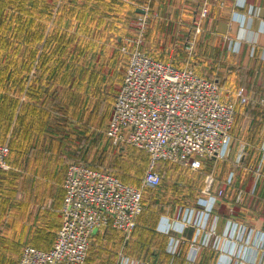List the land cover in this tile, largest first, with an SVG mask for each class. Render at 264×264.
Wrapping results in <instances>:
<instances>
[{
	"label": "crops",
	"instance_id": "crops-1",
	"mask_svg": "<svg viewBox=\"0 0 264 264\" xmlns=\"http://www.w3.org/2000/svg\"><path fill=\"white\" fill-rule=\"evenodd\" d=\"M122 1L124 0H113L112 3L118 5L122 4ZM126 1H130V6L133 7V13H129L128 17L149 15L148 22L151 24L147 34L145 33L146 41H148L145 50L152 52L156 60L171 62V59L175 58L173 63L171 62L175 67L188 68L189 61H185L188 59L184 56H188L189 48L185 45L186 42L183 45L181 42L195 37L192 39L197 46L192 54L191 64L201 68L204 66L202 64L204 60L200 57L207 56L210 60L209 66H214V63L239 66L240 68L234 72V77H231L232 82L244 84L252 99L255 97L259 101H264V0ZM202 5L208 10V17L201 21L202 25L199 24L201 30L197 31L195 20ZM143 6L149 13L140 9ZM158 13L160 17L165 14L172 16L173 13L175 18L183 19V21L179 23L173 19H166L164 23L163 21L154 23L153 20ZM189 19H192V22L188 21ZM124 24L122 23L123 27ZM117 25L121 26L120 23ZM118 30L120 29H115V31ZM124 32L130 39L124 44L119 37L118 42L122 43V50L135 51L138 48L141 51L143 45L141 47L136 45L132 31L128 28V31L124 30ZM163 33L164 40H166V33L174 36H172V43L167 44V50L166 46L163 50L162 46L158 45V40H162ZM171 45H174V50L170 48L173 47ZM107 48L109 50L110 46ZM108 55H106V64L112 65L110 64L106 72H97L99 67L102 65L104 67V64L94 68L92 61H90L92 66L88 63L90 72L84 74L80 81L83 86H80V93H84V97L77 112L68 110L67 118L61 119L57 124L56 121L60 118L51 114L48 117V114L41 111L42 107L39 106L40 110L36 112L38 116L33 121L31 143L39 142V149H41L40 144L44 143L43 149L46 153L34 152L31 162L33 168H36V164L38 165L40 172L37 170L25 172L27 170L25 162L28 160L23 154L18 153L19 147L15 151L11 150L7 162L8 169H0V259L7 264L13 262L15 264L25 246L42 251H49L53 247L57 232L62 226L61 209L64 190L61 185L66 178L68 163L65 162L64 153L57 156L51 155L50 138L55 136L54 134L57 138H61V133H66L67 130L72 132L74 128L88 129L90 133H95L94 130L102 128L107 123L108 116L112 113L111 106L118 83H123L127 68L126 65L119 77L113 65V62H117L115 54L108 53ZM166 56H170V59L165 61L162 57ZM98 61L100 60L96 57L95 65ZM93 72L98 74L96 81L98 87L94 83L90 86L86 84L92 81L91 73ZM75 76L72 75V84ZM68 85L71 86L69 81ZM100 87L101 90H99ZM67 88L68 86H65V97L72 99L73 95L78 94L72 89L67 91ZM68 102L73 103V100ZM249 108L253 109L252 116L249 115L250 111H239L240 115L236 117L234 125L235 131L241 132L238 144L234 146L233 143L235 151L233 154L242 156L240 166H236L234 156V159L227 163L212 160L211 162L215 164H211L212 166L208 168L217 179L213 191L223 190L227 198L216 202L199 236L196 235V229L192 226L183 228L180 233L176 230L174 222L186 210L198 209L197 205L202 198L207 173L182 168L173 163H160L157 171L163 175L162 171L167 166V171L176 177L175 184L163 186L155 192L159 194L158 196L148 192L152 197L146 199L148 211L138 218L137 229L128 239L116 232H108L100 236L96 234V247L103 249L108 247V249L91 252L89 264H97V262L118 264L121 257L142 264H191L188 261L190 246L197 238L200 251L194 264H264V154L262 152L264 106L257 104ZM244 117H249L250 121ZM50 126L55 127L52 129L54 133L50 130ZM65 141L66 139L59 144L61 150L65 148V145H73L75 141L81 154L83 142L78 143L72 138L68 144ZM27 142L26 144L29 143ZM49 143L50 149L46 148V144ZM23 177H27L28 180L24 182ZM230 177L231 180L228 181ZM180 180L187 181V184L179 186ZM25 184L29 186L28 195L23 192L18 194L17 188ZM138 185L135 187H139ZM8 188L10 193L7 192ZM239 191L244 193V201L240 205L235 202ZM165 195L167 197H164ZM172 238L180 240V251L177 254H172L170 251Z\"/></svg>",
	"mask_w": 264,
	"mask_h": 264
},
{
	"label": "built area",
	"instance_id": "built-area-1",
	"mask_svg": "<svg viewBox=\"0 0 264 264\" xmlns=\"http://www.w3.org/2000/svg\"><path fill=\"white\" fill-rule=\"evenodd\" d=\"M203 14L206 16L208 10L203 9ZM136 44L141 46L138 41ZM126 53L129 63L106 135L114 145H131L149 155L141 187L125 184L83 164L70 165L63 183L62 226L53 247L42 251L25 246L18 264H86L91 239L97 233L112 227L126 238L132 235L143 212L144 189L156 188L162 181L163 176L157 171L160 163H177L200 171L204 161L227 163L234 159L236 142L231 133L236 102L242 106L257 105L244 88L235 94L227 92L225 98L217 82L202 78L189 68L156 61L138 48ZM261 103L264 106L263 100ZM9 156V144H0V169H8ZM241 158L235 156L236 166H240ZM215 184L216 178L208 175L198 209L180 214L174 222L176 230L181 233L183 228L192 226L197 236L203 232L216 202L227 198L223 190L213 191ZM243 201L244 193L239 191L235 202ZM197 239L190 246L191 264L200 251ZM170 251L179 253V239H171ZM118 264L142 263L121 257Z\"/></svg>",
	"mask_w": 264,
	"mask_h": 264
},
{
	"label": "rangeland",
	"instance_id": "rangeland-1",
	"mask_svg": "<svg viewBox=\"0 0 264 264\" xmlns=\"http://www.w3.org/2000/svg\"><path fill=\"white\" fill-rule=\"evenodd\" d=\"M44 2H47V7H48L46 9V15H47V12H50L52 14V17H54V15L56 16L58 14V10L60 9L61 13L59 11V16L66 15L68 20L59 21V23L60 22L62 23L55 25L51 17L44 16V17L38 18V20L44 19L46 28L44 29L43 37L38 38L36 42L35 40H32V39L26 40L24 36H22L20 39V36L18 35L17 30H18V26L20 25V19L18 18V10H17L18 8H17V4H15L17 3L16 1L15 3H12L11 6H9L8 8H5L3 12L0 11V97L4 95L10 96L13 99L17 97L18 99H20L21 103H25V104L31 101V97L29 96V94H27L26 91L30 83H32L36 79L37 75L39 74V72L36 69L37 61L34 64H32L30 67L29 66L26 67V66L27 64H29V61L32 63L31 59L29 60V55L32 54V50L33 51L38 50L37 53L39 55V53L41 52V49L45 48L46 46H48L46 50V55H48V59H49V66H47V68H53V69L55 68V70H57L58 68L63 70L65 68L64 69L65 71L68 66L73 65L71 67V70L74 72V70L76 69V74H77L78 70L81 69L79 65L81 64L83 65L84 63V66H85L88 63H90V61H92V63L94 64V68H97L99 64H104V67L102 65L101 67L98 68V70L96 69L97 72H100V71L106 72V70L110 67V64H111V63H109V65L106 64L107 63L106 55H108V53H112V54L114 53L116 60H117L116 63L113 62V65H115L114 70L118 71V75L120 77V73H122L126 65L128 66V63H129V54L126 52H132L133 50L126 49L127 51H123L122 50L123 45L118 44V41L120 40L119 37L122 38V41L124 42V44H126L125 42L129 41L130 38L128 37L127 33L124 32V30L128 31V28H129V30L132 31L131 33L133 34L132 37L134 41L136 42L138 41V45L140 43L143 44V53L146 55H149L152 59L156 60L152 56L153 55L152 52H148L149 50H145V46H147V43H148V41H146L147 40L146 34L151 24L148 22L149 15L139 16V17H133V15H130V17H128L127 15L129 13H133V7L130 6L131 4L130 1L128 2L124 0L121 2L122 4L114 5L112 3L113 0H87L85 2L82 0H57V1L46 0V1H40L41 7L44 6L43 4ZM86 2L89 5L90 9H93L94 6H98L93 9V18L91 20H89L87 17V15H89L88 13L89 9L86 6H84V3ZM202 6H200L198 17L195 20L197 31L201 30L200 29V26L202 25L200 24L201 21L206 20V18L208 17V14L204 16L203 9H206V8L205 6L203 7ZM24 7L28 11H30L31 9L29 4H25ZM49 8H50V11H49ZM143 8L144 6L141 7L140 9L144 10L145 13L146 12L149 13L147 10H145L146 8L144 9ZM175 13L176 11L174 12V14ZM75 15H76V18L72 19ZM172 16L170 15L168 16L165 14L162 17H160V13H158L156 14L155 20H153V22L161 23L163 21L164 23L166 22V19L168 20L173 19L174 21H178L179 23L183 21V19L175 18L173 13H172ZM77 17L79 18L77 19ZM65 21H67L66 24H65ZM188 21L192 22V19H189ZM25 22L26 21H23V25L25 24ZM121 22L125 23L124 27ZM119 23L121 24V26L117 25ZM58 27H60V31L58 30ZM141 27H145L144 31L141 30ZM117 28L120 30L115 31V29ZM68 29L70 32L66 35V39L70 40L71 43L64 52H61L57 48L58 47L57 38L60 39L61 34L62 36L65 35L64 33H67L66 31ZM61 31H63V33H61ZM197 31L195 33L196 38L198 36ZM172 36L166 33L165 34L166 40H164V33H163L162 40H158L159 42L158 45H161L163 50H164V46H166L165 49L167 50L168 49L167 44H170L173 41L174 36L173 37ZM192 38L195 39V37H191L189 41L187 40V41L181 42V45H183L184 42H187L185 43V45L188 46L187 48H189L187 49L188 56H185V58L189 59V60H185V61H189V63H187L188 65H191L190 60L191 61L193 60V58L191 57H193L192 54L194 53L196 49L195 47L197 46L196 42ZM108 46H110L109 50L107 48ZM171 46L173 47H170V48H173L174 50V45H171ZM86 47H90V48L86 49ZM104 49H107V50H104ZM103 53L105 55H101ZM96 57L101 61V63L100 61H98L97 65H95ZM108 57L110 56L108 55ZM168 57L167 56L162 57V59L166 61L170 59V56ZM73 58H75L76 61L70 63V61L73 60ZM200 58L204 60V62L202 63L204 65L202 66L203 70L204 68L208 70H211V69L213 70V73L208 76H211L212 79L219 80L222 95L224 97L228 91H230L232 94H235L236 91H238L240 88L245 89L246 86H244V84L238 83L240 84L238 85L232 82L231 80V77H234V72L240 68L239 66H234L233 64L225 65L224 63H217V64L214 63V66L213 65L209 66L210 60L208 59L207 56H203ZM111 59H113V57H111ZM174 59L173 58L171 59L172 63ZM171 62L169 61V62H164V63H168V65H170L172 64ZM117 63H119V65H116ZM65 64H67V67L64 66ZM188 65L187 67H189ZM191 69L195 71L193 67H191ZM201 75L204 77H207L205 73H202ZM68 76H71V72L68 73ZM6 79H10V80L6 82L5 81ZM22 79H25L24 85L21 82ZM68 81L69 80H67V86H68L67 91L72 89L73 91H77L78 93L77 95H73L72 99L68 97V99H70L69 101L71 100L74 101V98L77 97V100L75 101L76 109H77L78 107L81 106L80 105L81 103L79 102L83 99L84 93L82 94L80 93L81 85H77L76 87L74 85L71 87L70 85H68ZM121 84L118 83L116 91L121 88ZM223 84L225 85V87H223L224 86ZM14 89L16 90V92L14 91ZM63 89H65V87ZM54 90L56 92H59V90L52 88V91ZM99 90H101V87ZM60 98L61 99L64 98L63 94H61ZM254 101H255L254 104L263 105L261 101H259L258 99H255V97H254ZM114 102H115V99L113 100L111 110H113ZM236 105H237L236 109L238 111L249 110V108L242 107V105H239L237 102H236ZM7 107L9 108V103H3L2 98H0V112L4 113L5 108ZM18 109L20 110V108ZM31 112H32V108L30 106L26 107L25 113H31ZM249 115L252 116L251 111ZM111 116H112V113L109 114L107 123H105L102 126V128L94 130L95 133H90L85 129L84 130H80L79 128L77 130L75 128L73 129L72 131L73 140L76 139L78 143L83 142V144L85 145V140H89V138L92 136L91 134H93L96 137L95 140L91 142L90 145H88V149L85 153L84 152H81V154L77 153L79 155L74 154V152H76L74 151L76 148L75 141H74L73 146L72 145L69 146L66 140L65 143L68 145H65V148L61 150V148L59 147V144L60 142H62V140H65V133H61V138H57L56 134L55 136H52V138H50L51 150H52L51 155L57 156L58 154L60 155L64 153L66 155V157H64L66 163L71 161V158H73L72 155H76L77 157L75 156L73 158L76 161H85L86 163L93 164V165L94 164L103 165L105 166L104 168L110 169L114 174L120 176L121 178H124L131 185L133 186H137L138 184L140 185L141 180L144 179V176L147 172V160H148L147 156L133 147L114 145L112 141L109 138H107L106 132L110 125L109 123H110ZM244 118L250 121L249 117H244ZM4 125H5V120H3L2 114H0V127ZM15 125H17V121L16 119H13L12 127H14ZM67 133H69V130L66 131V135ZM15 136L16 135L14 134L13 137ZM66 137H68V135ZM31 139H32V135L28 139V142H29L28 144H26V141L24 142V145H23L24 149L22 148L24 150V153H21V155L23 154L25 156V159L28 160L25 162V167H26L25 169H27L25 172L28 171L30 173L36 170L40 172L38 165L36 164V168H33V163L31 161H32L34 152L39 153V154L46 153L45 149H43L44 143L40 144L41 149H39L38 147L39 142L31 143ZM9 140H10V135L8 137V141L6 142L7 144L9 143ZM49 145L50 143L46 144V148L50 149L48 147ZM55 151L57 152L55 153ZM28 165H30V167ZM175 179L176 177L167 176L163 183V186L174 185ZM23 180L25 182L28 180V178L23 177ZM216 182H217V179H216ZM178 183H179V186H183L184 184H187V181L180 180ZM26 185L27 184H25V186L23 187L17 188V190H19L18 194H20V192L21 193L23 192L25 195H28L27 189L29 186H26ZM61 186L63 187V185ZM9 190L10 189L8 188L7 190L8 193H10ZM145 193L146 192H144V194ZM153 195L158 196L159 194L155 193ZM145 197L146 198L150 197V194L146 193ZM164 197H167V196L165 195ZM182 202L183 200L181 201V203ZM188 203L190 204L189 200H188ZM94 241H93V245L90 248L91 249L90 253L93 251L95 253L97 250H107L108 249V247H104V249L101 247H96L97 243ZM0 264H7V263L3 259H0ZM15 264H16V261H15ZM97 264H102V263L97 262Z\"/></svg>",
	"mask_w": 264,
	"mask_h": 264
},
{
	"label": "trees",
	"instance_id": "trees-1",
	"mask_svg": "<svg viewBox=\"0 0 264 264\" xmlns=\"http://www.w3.org/2000/svg\"><path fill=\"white\" fill-rule=\"evenodd\" d=\"M15 1L17 3H15ZM40 1H46V0H0V11L1 12H3L5 8H8L9 6H11L12 3L17 4L18 18L20 19V25L18 26L17 32H18V35L20 36V39H21L22 36H24L26 40L32 39V40H35V42H36L38 40V38H42L43 37L44 29L46 28V24L44 22V19L38 20V18H40V17H44V16L45 17L46 16L47 17H51V19H52V21L54 22L55 25L62 23V22L59 23V21L68 20L66 15L65 16L64 15L59 16L60 9L58 10V14L56 16L54 15V17H52V14L50 12H47V15H46V9L48 8L47 7V2H44L43 3L44 6L41 7L40 6ZM55 1H57V0H55ZM82 1L85 2L87 0H82ZM25 4H29L30 5V7H31L30 11L25 9V7H24ZM84 6H86L89 9L88 10L89 15H87V17H88L89 20H91L93 18V9L95 7H98V6H94L93 9H90V7L87 4V2L84 3ZM49 11H50V8H49ZM60 13H61V11H60ZM75 18H76V15L72 19H75ZM78 18L79 17H77V19ZM23 21H26L24 25H23ZM66 22L67 21H65V24H66ZM58 30L60 31V27H58ZM66 32L67 33H64L65 35H63V36L61 34V38L60 39L57 38V46H58L57 48L61 52H64L67 49V47L70 45V43H71L70 40L66 39V35L70 32L69 29ZM61 33H63V31H61ZM188 41H189V39H188ZM90 44H91V42H90ZM118 44H122V43L118 42ZM25 45H26V43H25ZM46 45H47V43H46ZM141 45H143V44H141ZM47 48H48V46H46L45 48L41 49V52L39 53V55L37 53L38 50H35V51L32 50V54L29 55V60L31 59L32 63L29 61V64H27L26 67H28V66L30 67L32 64H34L37 61L36 69L39 72V74L37 75L36 79L32 83H30V85H29V87H28V89L26 91L27 94H29V96L31 97V101L28 102L27 104H25V103H21L20 99H18L17 97H15L14 99L11 98L10 96H5V95L0 97V98H2L3 103H9V108L8 107L5 108L4 113L0 112V114H2L3 120H5V125L0 127V144H5L8 141V137L10 135V140H9V143H8L9 147H10V153H11V150L15 151L17 147H19L18 148V153H24L23 145H24V142L25 141L27 142L28 139L32 135V132H33V121H35L36 117L38 116V114L36 112H38L40 110V109H38L39 106L42 107L41 111H43L46 114H48L47 115L48 117H50L51 115H54V116L60 118V119H57V121H56L57 124H58V122H60L61 119L67 118L66 114L68 113V110L71 109L70 111H72V112H77V110H79V107L76 109L75 101L77 99H74V101H73L74 104L73 103H69L68 101L70 99L65 97L66 96V91H65L66 89H63V88L65 86H67V82H66L67 80H69V82L71 84V87L74 84H76L75 86L81 85L80 81H81L83 75L90 72L89 71L90 67L88 65L91 62L89 64L85 65V66H84V63H83V65L82 64L81 65L77 64V65H79L81 67V69L78 70L77 74H76V69L74 70V72L71 70V67L73 65L67 67V64H65L64 66L67 67L65 71H64L65 68L63 70L59 69V68L57 70H55V68L54 69L53 68H47V66H49L48 55H46ZM88 48H90V47H86V49H88ZM142 51H143V47H142ZM75 61H76L75 58H73V60H71L70 63L75 62ZM65 62H67V61H65ZM190 64H191V62H190ZM92 65L93 64L91 63L90 66H92ZM191 67H193L195 69V71L192 70ZM177 68L183 69L181 66H178ZM188 68L190 70H192L194 73H196L197 75H199L200 77H203V78L208 79V80H213V81L217 82L220 85L218 79L215 80V79H212L211 76H208V75H211L213 73L212 69L208 70V69L204 68V70H203L202 67L199 68L198 66H195L193 64L189 65ZM69 72H71V76H68ZM202 73H205V75L207 77L202 76L201 75ZM72 75H76L75 79L73 81V84H72V80H71L72 79ZM91 75H92V81L87 82L86 84L88 86H90V84L94 83L96 85V87H98L99 85L96 82L97 78H98L97 72H93V73H91ZM9 80L10 79H6L5 81L8 82ZM21 82L24 85L25 79H22ZM81 87H83V86H81ZM223 87H225V85ZM52 88H55V89L59 90V92H56L55 90L52 91ZM245 89L248 92V89L246 87H245ZM28 90H29V92H28ZM119 90L116 91L115 99H116V96H117ZM14 91L16 92L15 89H14ZM228 92L230 93V91H228ZM17 93H18V91H17ZM60 93L63 94V97H64L63 99L60 98V96H61ZM227 96H228V93L225 94V98H227ZM229 96H230V94H229ZM64 99H65V101H64ZM52 101H53V103H52ZM81 101L79 103H81ZM29 106L32 108V112L31 113H25L26 107H29ZM21 107H22V109H21ZM242 107L249 108V107H254V106H242ZM18 108H20V110ZM251 110H253V109L249 108V110H247V111H251ZM239 115H240L239 111L237 110L236 111V117H238ZM13 119H16V121H17V125H15L14 127H12ZM53 128H55V127L54 126H50V130H52ZM235 129H236V127L233 128L231 134H232L234 142H236L238 144V140H240L241 132L240 131H235ZM87 131L89 132L88 129H87ZM52 133H54L53 130H52ZM69 133H67L68 137H66L67 135L65 133V137H66L65 139L67 140L68 143L71 142L70 141L71 138L73 140V135H72L73 132H69ZM14 134L16 135L15 137H13ZM91 135H93V134H91ZM94 140H95V136L94 137L91 136L89 138V140H85V145L83 146V151L82 152L85 153L87 151V149H88V145H90L91 142H93ZM21 145H22V147H21ZM73 145H74V142H73ZM126 146L133 147L131 145H126ZM133 148H135L136 150L140 151L141 153H144L147 156V159H148L147 160V169H148L149 161H150L149 155L146 152H144V151H142L140 149H137L136 147H133ZM74 151H76V152H74V154L78 155L77 153H79L80 148H78L77 145H76V148H75ZM76 155H72V157L74 158ZM73 158H71V161L68 162V164H67L68 167L70 165H72V164H83V165H86V166H88L90 168H96L97 170H99L101 172L113 175V176H115L116 178H118L119 180H121L125 184H130L124 178H121L120 176L114 174L110 169L104 168L105 166H103V165L88 164L85 161H76ZM211 161L212 160H210L209 162L204 161L203 165H202V169L200 170V171L206 172L207 176L208 175H212V174L214 175V173L212 171L208 170V168L210 166L215 164L214 162H211ZM173 164L180 166L177 163H173ZM166 167L162 171V174H163L162 176L163 177H162V181H161L160 185L158 187H156V188H145L144 192H146V193L153 192V194H155V192H157L159 189H161L163 187V183H164L166 177L167 176H170V177L172 176L169 173V171H167ZM142 182H143V179L140 182L141 184L138 185L139 188L141 187ZM146 193L143 194V207H144L143 208V212L138 218H140L142 215L146 214V212L148 211V208H149V206L147 205V201H146L147 198L145 197ZM191 196H192V194H191ZM149 198H152V197H149ZM63 204H64V198H63ZM62 207H63V205H62ZM61 212H62V209H61ZM61 218H62V213H61ZM62 221H63V219H62ZM137 226H138V219H137ZM137 226H136L135 230L137 229ZM135 230L133 231L132 235L134 234ZM58 232H57V234H58ZM108 232L119 233V234L123 235L125 239H128V238L125 237V235L122 232H120V231H118L116 229H113L112 227L107 228L106 231L103 232V233H97V235H99V236L100 235H104L105 233H108ZM97 235H94L92 237L90 248L93 245V241L96 239L95 236H97ZM56 237H57V235H56ZM90 251H91V249H89V253H88V258H87L86 264H89V259H90L89 257H90V254H91ZM12 264H14V262ZM16 264H18V261L16 262Z\"/></svg>",
	"mask_w": 264,
	"mask_h": 264
}]
</instances>
